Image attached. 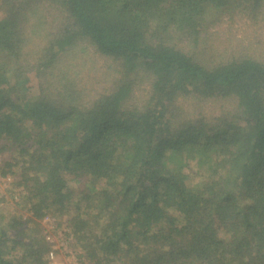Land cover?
<instances>
[{
    "label": "trees",
    "instance_id": "1",
    "mask_svg": "<svg viewBox=\"0 0 264 264\" xmlns=\"http://www.w3.org/2000/svg\"><path fill=\"white\" fill-rule=\"evenodd\" d=\"M237 16L255 42L213 31ZM263 27L264 0H0V264H54L49 215L77 264H264Z\"/></svg>",
    "mask_w": 264,
    "mask_h": 264
},
{
    "label": "rangeland",
    "instance_id": "2",
    "mask_svg": "<svg viewBox=\"0 0 264 264\" xmlns=\"http://www.w3.org/2000/svg\"><path fill=\"white\" fill-rule=\"evenodd\" d=\"M243 17L237 16L236 18L229 19L225 21V23L219 27H216L213 31H219L223 33L224 38L233 37V42L238 41L241 46H245L247 43L255 42L252 38L251 33L252 29H255L254 26L247 27L243 23ZM264 29V27H263ZM264 35V30H261L259 33ZM222 35V37H223ZM256 44V43H255ZM254 44V45H255ZM93 64V62H91ZM109 67V63L101 58L94 59V68L90 70V73H94L96 76H99V79L102 81V72H104ZM90 76V74H89ZM103 83L99 82L97 85L101 87ZM196 102H194L195 104ZM198 105H194L193 101H189L187 103H182L186 107L187 111L190 112H199L203 111V115L210 116L211 114H218L223 110H228L232 106V102L229 100L222 99H211L208 102H197ZM229 106V107H228ZM196 115V114H195ZM197 116V115H196ZM8 178H0V194L6 195L9 197L10 193L7 190L9 183L7 182ZM1 195V196H2ZM9 210L14 208L13 201L9 198ZM7 206V204H5ZM66 217L61 219L62 222L59 221V218L49 215L41 220V226L45 228V232L49 233L50 240L55 249V252L52 253V260L54 264H77L76 257L71 255V247H69L70 240L67 239L65 231H68L66 228Z\"/></svg>",
    "mask_w": 264,
    "mask_h": 264
}]
</instances>
